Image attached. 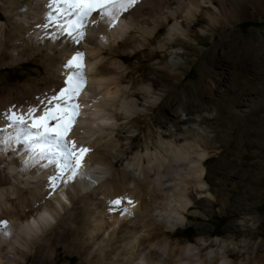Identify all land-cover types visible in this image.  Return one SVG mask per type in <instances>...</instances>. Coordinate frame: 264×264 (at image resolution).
Returning <instances> with one entry per match:
<instances>
[{"label": "bare ground", "instance_id": "obj_1", "mask_svg": "<svg viewBox=\"0 0 264 264\" xmlns=\"http://www.w3.org/2000/svg\"><path fill=\"white\" fill-rule=\"evenodd\" d=\"M244 1L143 0L111 26L107 17L92 13L96 23L89 18L84 38L76 44L64 35L52 39L51 30L37 27L45 22L49 0H0L5 16L0 17V68L34 57L46 72L41 78L2 85L0 110L10 105L26 109L37 96L58 90L66 78L62 65L79 51L83 54L84 87L77 100L82 107L70 135L78 145L91 149L82 158L79 174L67 183L66 176L61 178L55 189L48 181L54 166L24 167L23 145L0 150V219L7 221L10 233L0 235V264H25L29 257L33 264H43L53 259L59 248L80 255L86 264H251V254L244 251H238L233 261L224 240L217 241L218 250L212 254L202 253L211 242L172 241L179 227L189 223L192 207L208 211L213 204L210 193L218 200L206 170L213 145L192 126L197 120L193 110L178 105L159 111L156 131L143 122L142 142L133 145L138 118L165 101L166 92L157 88V80L151 77L125 84L131 71L123 62L130 51L147 52V47L153 46L150 54L154 55L173 41H189L195 27L206 30L232 24L234 13H250L243 7ZM170 20L171 36L153 43ZM249 53L259 80L264 72L263 56L254 48ZM214 54L213 50L205 61L207 72L215 70ZM243 77L232 73L236 86ZM39 80L42 89L37 87ZM202 84L203 77L198 82V99L204 89L210 90V95L213 92ZM227 100L233 106L241 104L235 95ZM220 105L218 100L212 105L216 114ZM169 124L175 132L165 134L162 128ZM179 124L185 125L183 131ZM0 127H4L3 121ZM13 148L20 151L13 152ZM117 197H126L122 207L131 215H120L119 208L109 210L113 208L109 201Z\"/></svg>", "mask_w": 264, "mask_h": 264}, {"label": "rangeland", "instance_id": "obj_2", "mask_svg": "<svg viewBox=\"0 0 264 264\" xmlns=\"http://www.w3.org/2000/svg\"><path fill=\"white\" fill-rule=\"evenodd\" d=\"M245 1L243 7L250 13L245 16L234 13L233 23H223V28L201 30L195 27L190 32L192 39L173 41L166 50L154 51V55L150 54L153 46L147 47L148 53L137 50L124 54L127 58L123 62L131 71L124 81L131 85L145 77L155 78L157 88L166 92L165 101L154 105L147 116L138 118L139 130L135 132L133 145L142 142L143 122L151 124L156 131L154 124L159 111L178 105L193 110L197 120L192 126L206 134L214 148L208 152L206 170L218 200L210 193L213 204L208 211L192 207L188 212L189 223L179 227L171 237L172 241L179 239L183 243L201 245L211 242L213 245L202 253L212 254L218 250L217 241L224 240L233 261L238 258V251H244L251 254V264H264V72L258 80L249 53L253 48L258 50L263 56L264 67V0ZM3 14L0 10V17L5 19ZM172 23L170 20L163 26L153 43L171 36ZM213 50L215 70L207 72L205 61ZM235 64L242 67L236 68ZM157 65L161 67L155 68ZM234 72L244 74L240 86L232 80ZM221 73L224 76L219 75ZM45 74L44 67L33 57L21 64L0 68V87L22 83L28 77L41 78ZM202 77V87L211 88L213 92L210 95V90L204 89L198 99L197 87ZM245 84H252L253 88ZM37 87L42 89L44 84L39 80ZM236 88L238 90L234 92ZM234 95L240 105L227 103ZM217 100L221 102L218 114L212 109ZM201 117L205 120H200ZM179 127L183 131L185 125L179 124ZM162 131L169 134L175 129L169 124ZM213 168L217 170L213 171ZM56 253L43 264H86L81 262L80 255L70 254L63 248L57 249ZM31 260L29 257L25 264H33Z\"/></svg>", "mask_w": 264, "mask_h": 264}, {"label": "snow or ice", "instance_id": "obj_3", "mask_svg": "<svg viewBox=\"0 0 264 264\" xmlns=\"http://www.w3.org/2000/svg\"><path fill=\"white\" fill-rule=\"evenodd\" d=\"M143 0H49L45 13V22L37 27H42L46 32L51 30L50 38L56 39L57 34L67 36L79 44L84 38V26L91 18L96 23V13L101 18L107 17L109 26ZM55 5V7H53ZM83 54L76 51L62 67L66 70L63 86L37 96L35 102L26 109L10 105L7 109L0 110V150H6L12 145H23L26 159L24 167L54 166V174L48 177L50 186L55 189L61 178L66 176L64 183L71 181L79 174L82 167V158L90 148L78 145L70 135L74 132L77 117L81 115L82 105L77 98L84 87V77L80 60ZM11 130V131H9ZM13 152L20 149L13 148ZM47 161V164L43 163ZM75 161V165H73ZM126 197H117L109 201L114 208L120 209V215H131L127 208L122 207ZM132 204V200H127ZM8 223L0 219V235H10L7 230Z\"/></svg>", "mask_w": 264, "mask_h": 264}]
</instances>
